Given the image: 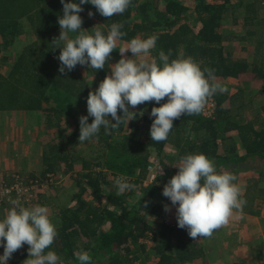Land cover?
Instances as JSON below:
<instances>
[{
  "label": "trees",
  "instance_id": "1",
  "mask_svg": "<svg viewBox=\"0 0 264 264\" xmlns=\"http://www.w3.org/2000/svg\"><path fill=\"white\" fill-rule=\"evenodd\" d=\"M263 3L264 0H237L235 4L232 0H132L124 13L110 18L100 15L94 6L85 5L81 15L83 31L87 33L97 28L106 31L112 23H121L126 32L118 40L121 43L135 37L158 36L156 47L149 53L151 58H158L160 51L170 54V60L191 57L202 68L214 69L218 82L247 80L241 81L245 86L236 92L225 86L227 91L210 97L215 101L212 116L186 114L175 119L165 141L151 140L149 130L154 118L149 113L156 102H145L143 115L137 112L131 120L125 115L117 128L101 130L95 137V151L83 155L70 149L79 137V117L87 114L85 111L77 115V109L87 104L89 93L95 90L93 84L98 87L110 74L109 63L119 50H113L104 69L77 65L70 72L60 73V48L55 47L60 43L57 21L63 14L61 0H0V33L7 44L25 32L36 35L11 60L8 73L0 72V111L25 112L32 117L34 126L38 120L49 133L59 128L66 116L75 121L66 144L52 140L45 144L44 168L32 181L38 186L49 175L62 173L69 174L78 187L74 202L62 204L55 214L57 222L52 221L58 234L50 250L58 254L61 264H79L76 254L83 251L92 257L91 264H149L144 254L157 257L154 264H196L206 257L200 237H190L186 229L177 226L176 219L164 218V205L171 202L162 190L178 171L174 164L189 153H205L218 170L229 167L238 179L240 175L232 164L250 157L264 161V85L249 96L246 92L250 78L264 79V17L260 13ZM191 7L198 27L189 22ZM90 8L95 12L92 17L88 16ZM240 8L244 34L225 32L226 19L232 17L239 22L235 11ZM73 35L69 34L70 38ZM236 41L254 43L252 61L233 54L228 46ZM166 100L167 97L159 103ZM254 107L262 114L253 120L248 111ZM92 119L89 117V122ZM152 156L158 160L154 177L150 174ZM78 162L81 168L77 170ZM8 176L2 175L1 185H9ZM117 177H127L135 189L118 195L114 185ZM13 178L11 183L18 180L26 187L31 185L30 177ZM263 181L262 170L248 180L242 194L246 201L242 212L257 213L256 201L264 200ZM137 193L145 194L141 201ZM16 195L14 189L0 199V218L3 206ZM145 201L149 202L146 207ZM145 214L160 217L161 222L147 220ZM3 250L0 246V254ZM28 255L27 250H16L7 264H25Z\"/></svg>",
  "mask_w": 264,
  "mask_h": 264
},
{
  "label": "clouds",
  "instance_id": "2",
  "mask_svg": "<svg viewBox=\"0 0 264 264\" xmlns=\"http://www.w3.org/2000/svg\"><path fill=\"white\" fill-rule=\"evenodd\" d=\"M131 3L132 0H61L63 14L57 21L60 43L55 47L60 48L57 57L60 73L70 72L77 65L104 69L114 49L121 54L117 62L109 63L110 74L87 97V114L79 117V143L92 140L101 130L117 128L125 115L134 119L137 112L130 109L151 101L156 102L149 113L154 118L149 130L151 140L165 141L175 119L202 113L210 97L218 91H227L216 80L214 69L202 68L191 57L170 60V54L160 51L158 58H150L157 35L135 37L118 47L117 41L126 35L121 23H112L106 31L99 28L92 33L83 31L81 13L85 5L94 6L96 12L110 18L124 13ZM94 15L90 8L88 16ZM69 34L74 35L69 38ZM129 50L132 55H125ZM165 97L166 102L159 103ZM89 117H93L91 122ZM174 166H178V171L164 185L162 195L175 206L177 226L186 229L190 237L210 236L227 225L234 212L243 210L246 201L236 174L218 170L205 153L186 154ZM114 185L118 195L135 189L127 177H117ZM144 195L137 193L140 201ZM11 203L13 207L0 218V246L4 249L0 264H7L24 244L29 245L25 264H58V254L50 250L58 232L49 208L40 204L25 206L18 200ZM144 203L146 207L149 202ZM164 208L167 212L170 205L165 204ZM76 258L79 264L92 261L87 251L77 253Z\"/></svg>",
  "mask_w": 264,
  "mask_h": 264
},
{
  "label": "rangeland",
  "instance_id": "3",
  "mask_svg": "<svg viewBox=\"0 0 264 264\" xmlns=\"http://www.w3.org/2000/svg\"><path fill=\"white\" fill-rule=\"evenodd\" d=\"M232 1L235 4L237 0H232ZM192 11H193V8L191 7L190 11L188 12L189 22L192 26L198 27L199 24L197 22V18L192 14ZM235 13H236L235 15L239 18V22L237 23L234 22L232 17L226 19V21L224 22V31L229 34L236 33V34L242 35L245 32L243 26L241 25L243 21L242 20L243 18L242 8L238 9V11H235ZM260 13H261V17H264V3L262 4V7L260 8ZM29 38L30 37L26 39L25 43L30 41ZM32 39H36V38L35 37L33 38V35H32ZM122 44H126V43H121L117 41V45H122ZM24 45L25 44H22L21 47H23ZM228 47L231 49L233 54L237 56H241V57H246L250 61L253 60L254 43H252L251 41H246V42L236 41L230 44ZM125 55L131 56L132 53L129 50V52H127ZM120 57H121L120 53H117L116 55H114L112 57V64L117 62L120 59ZM149 57H150V54H149ZM243 80H247V79L230 80V81L224 79V80L219 81V83L228 87L230 92L233 93V92H236L239 89V87L245 86V84L241 82ZM249 81L250 82L248 83V88H246V92L248 96L252 94L253 91L257 90L261 85H264V79L261 81H256L250 78ZM93 87L94 89H96L97 84H93ZM254 105H257L256 101ZM84 108L87 109V104L85 105ZM84 108H78L77 115H80L83 112L87 111ZM142 109H143V104L136 106L135 108L132 109V111L140 113ZM261 114L262 113L259 112L258 108H255V107L252 110L248 111L249 118L253 120L261 116ZM36 121L37 123H35V126L33 127L34 122H33L32 117L27 116V124H23V125L18 123V121L15 120L13 122L14 124H11L10 126H8L7 132H5L7 136L8 135L10 136V140L8 139V141L7 140L0 141V146L8 142V146H9L8 148H10V150L12 149L34 150V154H36L35 156L37 158L36 160H39L37 155L40 154L41 150L42 151L44 150V146L47 142L49 143V141L52 140V142H56L58 144L59 143L66 144L69 139V133L75 128V121L72 117H69V116L64 117L61 122L60 127L57 128L56 130L51 129L50 133H49V129H46L43 125L39 124L38 120ZM258 124L259 123H256L257 127H259ZM52 136L54 138H52ZM95 145H96L95 137L92 140L88 142H83V143H79L77 139V141L75 140L72 143V146L70 149L73 152H75L74 154L91 155V153L95 151L94 150V147H96ZM38 163L39 162L32 164V167H35L36 166L35 164H38ZM155 165L156 166L158 165V160L155 156H152L151 167H150V171H151L150 174L152 177L156 175L157 167ZM232 166L237 170V172L240 175L237 182L242 187V194H244V192L246 191L248 180L252 177L258 176V173L260 170L264 171V161L259 159V157H255V158L250 157L246 161L242 163H236V164L234 163L232 164ZM80 168L81 166L78 162L76 164V169L78 170ZM225 170L229 171L230 168L228 167ZM2 175L3 173H0V178L2 177ZM8 178L9 179L7 181L9 182V185L14 186L17 192L19 193V195L17 194L15 196L16 199L11 198L10 203L3 206V209L1 211L2 216H5L7 212L13 207L11 202L13 200H18L20 204H23L25 206H33L37 204L46 205L49 208V214H50L51 220L57 222V218L55 214H57L62 204H66V203L72 204L74 202L73 196L75 195V192L78 190L77 185H75V182L73 181L71 176H69V174L60 173L58 176L57 175L50 176V177L48 176L47 178L43 179V181H41V184H39L38 186L31 184L28 187H26L24 183L22 182L18 183V181H14L11 183L10 180H12V177L10 178V176H8ZM14 183H17V184H14ZM262 186L264 187V181H263ZM256 204H257L256 209L257 211H259V213L255 214V216H264V200L258 199L256 201ZM53 205H56V206L53 208ZM236 215L247 216L244 214H239L238 212H234L233 216H236ZM145 216L147 220H150V221L152 220L155 223L161 222L160 217L159 218L154 217L152 216V214H145ZM164 216H165L164 218H167L168 216V219L170 220L176 219L175 206L170 205V210L167 211ZM234 226L231 227L235 230L234 232L232 231L233 229L231 228L230 230H226L225 226H222V228L220 227L221 229L218 228L214 230L212 234L213 235L215 234L216 239H218L219 241L225 242L228 245L226 244L224 248L218 249V247H216L215 244L214 245L209 244V250L206 254V257L199 260L198 263L196 264H203L204 261H206L207 264H230V263L233 264L234 262H237L238 260L240 261L241 259L238 257L240 255H238L237 253L239 245L241 244L239 243V241L248 240L247 242L249 245L248 244L246 245H248V247L250 248L251 245L256 244L255 242H257V238L255 237V235H249V233H247L248 235H245V233L243 232H238L240 231V229H238L239 226L237 225V223ZM225 230L227 232H225ZM217 232L221 235V237L220 236L218 237ZM204 239L205 238H203V240ZM260 239H263V237H260L259 240ZM229 244L233 246L231 247V245L229 246ZM28 248H29V245L24 244L21 248L17 250L18 251L20 250L28 251ZM241 255H242V258H244L243 257L244 254H241ZM247 256L249 260L247 261L245 260V261L247 263L250 262L248 264H255L259 262L258 260H264L263 251L262 253L248 252ZM144 257H146V260L149 264H154L157 260V257L152 256V255L148 256L144 254ZM58 264H61V262L58 261Z\"/></svg>",
  "mask_w": 264,
  "mask_h": 264
},
{
  "label": "crops",
  "instance_id": "4",
  "mask_svg": "<svg viewBox=\"0 0 264 264\" xmlns=\"http://www.w3.org/2000/svg\"><path fill=\"white\" fill-rule=\"evenodd\" d=\"M32 35L33 38H36L35 34H30L27 35L26 32L23 34H20L17 36V38L14 40L13 43L11 44H7L4 37L2 36V34L0 33V72L3 74H7L8 71L10 70V62L12 59H14L21 50V46L22 44H25L26 39L28 37H30L29 39H32ZM5 46H9V47H5ZM27 114H25V112L19 111H13V112H8V111H0V141L2 140H10V136L8 137L7 134L5 132H7L8 126H10L11 124H14L13 122L16 120L18 121V123L20 124H27ZM30 117V116H29ZM34 127V125H33ZM3 133V134H1ZM6 134V136H5ZM4 137H3V136ZM12 141V140H11ZM8 142L5 144H2L0 146V173L3 174H7L10 175L11 177L14 176V178L18 175H20L22 178L23 177H30L31 180V184L34 178L39 177V173L43 170L44 165H43V160H42V154L43 151L41 150L40 154L37 155V157L39 158V160H36V154H34V150H29V149H25V150H15L12 149L10 150V148H8ZM35 164V167H32V164ZM28 171V173H27ZM49 176H56V175H49ZM13 178V179H14ZM18 181V180H15ZM14 182V181H13ZM20 181H18L19 183ZM17 184V183H14ZM13 184V185H14ZM17 194L19 195V193L17 192ZM13 199H16V197H14ZM257 211V209H256ZM239 214H244L247 216H233L230 219V222L225 225V229L226 230H230L231 227H233L236 223L239 226L238 229H240V231L238 232H243L245 233V235H248L247 233H249V235H255V237L257 238V242H255L256 244L251 245V247H248V240H241L239 241V243H241L239 245L238 248V256L241 260V262H244V264H248L250 262H246L247 260H249V258H247L248 256V252H257V253H262V251L264 252V216H255V214L259 213V211H257V213H253V214H249V213H245V212H238ZM238 216V218H237ZM235 227V226H234ZM222 228V226H221ZM220 228V229H221ZM233 229V228H231ZM243 229V230H241ZM225 230V232H227ZM233 232L235 231L234 229L232 230ZM218 233V232H217ZM232 233V232H231ZM230 233V234H231ZM218 237L221 235L218 233L217 234ZM216 235V236H217ZM217 237V238H218ZM260 237H263V239H260ZM203 243V246L205 248V253L207 254L208 250H209V244H212L216 247H218V249H222L224 248V246L227 244L225 242L219 241L218 239H216L215 234H211L210 236L207 237H200ZM203 238H205L203 240ZM248 244V245H246ZM228 245V244H227ZM231 244H229L230 246ZM233 245H231L232 247ZM249 248V249H248ZM240 253V254H239ZM244 254V258H242V255ZM246 260V261H245ZM258 263H262L264 260H258ZM231 264V263H230ZM257 264V263H255Z\"/></svg>",
  "mask_w": 264,
  "mask_h": 264
},
{
  "label": "built area",
  "instance_id": "5",
  "mask_svg": "<svg viewBox=\"0 0 264 264\" xmlns=\"http://www.w3.org/2000/svg\"><path fill=\"white\" fill-rule=\"evenodd\" d=\"M214 110H215V101H214V99L209 98L208 103H207L205 109L203 110L202 114L205 115V116H212ZM14 189H16L14 186L1 185V182H0V199L5 194H8L9 195Z\"/></svg>",
  "mask_w": 264,
  "mask_h": 264
}]
</instances>
